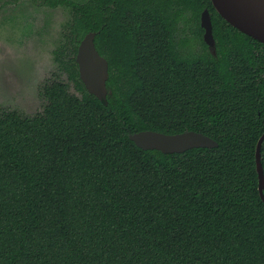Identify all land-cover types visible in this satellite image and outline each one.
I'll list each match as a JSON object with an SVG mask.
<instances>
[{
    "label": "trees",
    "instance_id": "obj_1",
    "mask_svg": "<svg viewBox=\"0 0 264 264\" xmlns=\"http://www.w3.org/2000/svg\"><path fill=\"white\" fill-rule=\"evenodd\" d=\"M40 2L70 12L55 52L66 82L44 84L32 117L0 108V264H264V44L211 0ZM92 32L108 105L76 62ZM144 131L218 147L144 151L130 140ZM261 157L264 171V142Z\"/></svg>",
    "mask_w": 264,
    "mask_h": 264
},
{
    "label": "rangeland",
    "instance_id": "obj_2",
    "mask_svg": "<svg viewBox=\"0 0 264 264\" xmlns=\"http://www.w3.org/2000/svg\"><path fill=\"white\" fill-rule=\"evenodd\" d=\"M70 12L49 8L40 0H0V108L32 117L43 111L44 84L57 76L55 52L62 43L63 26ZM184 37L193 35L186 22ZM198 44H195L197 51ZM71 91L74 90L71 87Z\"/></svg>",
    "mask_w": 264,
    "mask_h": 264
},
{
    "label": "water",
    "instance_id": "obj_3",
    "mask_svg": "<svg viewBox=\"0 0 264 264\" xmlns=\"http://www.w3.org/2000/svg\"><path fill=\"white\" fill-rule=\"evenodd\" d=\"M216 12L233 28L264 44V0H211ZM204 30L203 40L209 51L216 56V42L213 36L212 17L205 9L200 17ZM96 33L87 34L79 45L76 62L80 79L86 90L102 104L108 105L107 82L109 63L95 46ZM130 140L144 151H160L163 154H182L194 148H216L218 143L196 132L165 135L144 131L130 135ZM264 134L257 145L256 163L259 177V193L264 202V171L261 149Z\"/></svg>",
    "mask_w": 264,
    "mask_h": 264
}]
</instances>
